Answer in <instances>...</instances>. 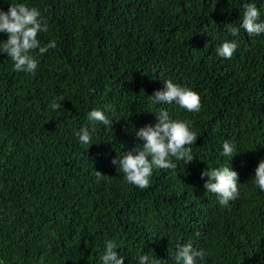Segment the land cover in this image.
Returning <instances> with one entry per match:
<instances>
[{"label": "trees", "instance_id": "obj_1", "mask_svg": "<svg viewBox=\"0 0 264 264\" xmlns=\"http://www.w3.org/2000/svg\"><path fill=\"white\" fill-rule=\"evenodd\" d=\"M10 3L37 7L48 23L41 46H57L37 57L34 75L0 53V262L103 264L112 240L123 264L143 254L175 264L189 241L205 253L198 264H264V191L254 181L264 160V34L233 37L225 26H240L244 3L264 21V0H0V9ZM232 40V58L218 56ZM166 79L196 91L200 111L152 103ZM161 108L193 122L194 159L154 169L141 189L111 161L143 143L136 131ZM93 109L111 130L88 120ZM84 127L92 145L79 142ZM226 140L232 157L221 155ZM221 166L238 174L226 207L200 178Z\"/></svg>", "mask_w": 264, "mask_h": 264}, {"label": "clouds", "instance_id": "obj_2", "mask_svg": "<svg viewBox=\"0 0 264 264\" xmlns=\"http://www.w3.org/2000/svg\"><path fill=\"white\" fill-rule=\"evenodd\" d=\"M243 15L239 27L226 24L228 32L236 37L240 28L249 36L264 34V21L260 20V11L255 3L243 4ZM48 31L47 20L42 16L37 7H29L25 3L9 4L7 11L0 9V33L7 34L6 41H0V53H6L14 64V69L20 72L35 74L39 64L38 56L55 49L57 44L50 40L41 46L38 34ZM238 44L235 40L224 41L217 49V55L225 59H231ZM38 50V51H37ZM154 104L175 103L182 109L197 113L201 109L200 95L191 88L176 83L171 79L163 81V89L156 90L149 96ZM51 108L60 110L62 97L57 98ZM156 123L145 125L136 131V136L143 141L135 149L124 154L121 158H114L111 163L119 167L124 174L126 182L138 186L141 189L148 188L154 169H176L174 161H183L189 164L193 161L191 145L195 144L198 134L192 130V121L188 119H171L167 109L161 108L154 113ZM88 120L99 122L111 130L113 121L104 111L93 109L88 113ZM79 142L84 145L91 144V134L87 127L81 128L77 133ZM235 145L230 141H224L222 156L232 157L236 154ZM98 180L105 178L100 172L95 171ZM207 180L203 188L215 194L221 206H228L230 201L237 198L239 193L238 174L229 166L208 168L202 170L200 178ZM255 184L264 191V160L258 162L254 175ZM118 245L112 241H106L105 250L101 257L103 264H123V256H119L114 249ZM203 250L193 247L191 241L179 245L175 255V264H198V259H203ZM149 254H143L139 258V264H149ZM2 264V262H0ZM152 264H160L159 260L152 258Z\"/></svg>", "mask_w": 264, "mask_h": 264}]
</instances>
